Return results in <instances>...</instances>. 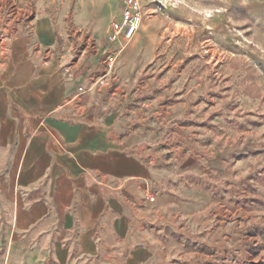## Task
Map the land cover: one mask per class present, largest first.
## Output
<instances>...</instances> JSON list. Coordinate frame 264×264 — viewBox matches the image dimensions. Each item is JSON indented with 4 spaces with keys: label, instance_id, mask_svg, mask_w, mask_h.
Listing matches in <instances>:
<instances>
[{
    "label": "rangeland",
    "instance_id": "rangeland-1",
    "mask_svg": "<svg viewBox=\"0 0 264 264\" xmlns=\"http://www.w3.org/2000/svg\"><path fill=\"white\" fill-rule=\"evenodd\" d=\"M140 3L135 37L115 36L124 134L174 174L198 160L166 200L196 193L209 206L169 210L188 226L187 238L169 231L170 264H264V0ZM122 11V0H0V36L49 16L78 52L123 26Z\"/></svg>",
    "mask_w": 264,
    "mask_h": 264
},
{
    "label": "crops",
    "instance_id": "crops-1",
    "mask_svg": "<svg viewBox=\"0 0 264 264\" xmlns=\"http://www.w3.org/2000/svg\"><path fill=\"white\" fill-rule=\"evenodd\" d=\"M30 24L0 36V264H170L169 231L188 226L169 210L209 208L166 200L199 161L174 174L125 136L120 41L73 52L51 17Z\"/></svg>",
    "mask_w": 264,
    "mask_h": 264
},
{
    "label": "built area",
    "instance_id": "built-area-1",
    "mask_svg": "<svg viewBox=\"0 0 264 264\" xmlns=\"http://www.w3.org/2000/svg\"><path fill=\"white\" fill-rule=\"evenodd\" d=\"M122 3L124 24L123 26L118 24L114 25L111 36L115 38V36L123 33L126 40H132L138 32L142 22V6L140 0H122ZM146 194L150 201H155V195L151 193L150 189H147Z\"/></svg>",
    "mask_w": 264,
    "mask_h": 264
},
{
    "label": "trees",
    "instance_id": "trees-1",
    "mask_svg": "<svg viewBox=\"0 0 264 264\" xmlns=\"http://www.w3.org/2000/svg\"><path fill=\"white\" fill-rule=\"evenodd\" d=\"M254 201H256V202H260V199H258V198H255V199H254Z\"/></svg>",
    "mask_w": 264,
    "mask_h": 264
}]
</instances>
